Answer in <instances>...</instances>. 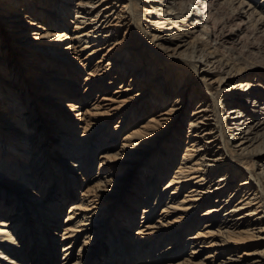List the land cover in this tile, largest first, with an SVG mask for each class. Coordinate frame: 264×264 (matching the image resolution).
I'll return each instance as SVG.
<instances>
[{
	"label": "bare ground",
	"instance_id": "6f19581e",
	"mask_svg": "<svg viewBox=\"0 0 264 264\" xmlns=\"http://www.w3.org/2000/svg\"><path fill=\"white\" fill-rule=\"evenodd\" d=\"M224 10L233 14L232 20L240 21L234 23L237 24L234 29L226 32L224 25L216 29L211 24L214 20H221ZM38 11V15L44 18L45 25L53 28L50 35L56 40L50 49L44 46V42L36 41L45 35L39 34L37 37V33L27 30L28 22L39 26L35 23L39 19L35 18ZM249 28L264 33V0H0V37L6 34L9 38L8 49L13 51L15 45H28L31 41V55L36 52L40 54L41 49L50 50L48 55L37 56L36 63L40 66L37 68L40 71L48 69L47 66L53 57L59 56L63 51L74 54V58L77 57L85 68L98 48L106 44L112 51L110 66L115 65L118 72L123 70V73L143 78L147 75L143 69L147 70L148 65L149 71L153 73L152 84L158 87L159 95L154 99L153 107L158 104L166 106L160 115L174 111L175 115L181 116L186 109H192L186 132L190 140L185 146H176L178 140L172 139L168 148L172 145L174 151L169 153L170 155L164 153L162 157L146 160L147 167L141 171L142 176H148L141 217L144 224L138 231L142 236L134 240L132 250L128 247L129 241L122 244L120 253L117 254L114 250L112 261L116 260V264L146 263L150 256L149 250L158 246L155 242L158 239L156 237L159 226L144 220L153 213L156 214L159 206L163 211L161 215L172 212L179 214L172 223L184 220L185 217L189 218L197 209L205 208L200 223L203 218L207 220L198 228L195 236L186 238L184 246L170 247L172 256L186 253L188 247H191L192 256H199L204 251L205 243H208L206 240L218 235L223 237L217 244L221 246V252L227 250L233 242L257 241L261 249L248 253V261L238 264H264V231H248L264 221V66L235 55L238 44L235 37L238 34V40L245 37ZM215 33L223 34L222 38L215 40ZM65 41L66 43L62 44ZM59 42L61 45L56 46ZM224 50H229L231 55ZM85 54L87 55L83 58ZM97 64L99 62L95 65L96 71L88 72L101 77L99 68L102 65ZM62 72H58V75H62ZM65 72L67 78L59 79L63 81L58 83L56 89L51 81L48 82L49 79L41 78V75L35 76V82L44 92L35 97L36 92L29 91L28 97L34 96V103L31 107L20 109L19 102H27L28 98L20 96L14 85L21 87L26 74L23 81L15 76L10 62L0 53V152L4 153L0 160L1 169L14 170L19 160L9 161L15 155L21 154L11 151L21 149L24 143L33 145L38 139L40 125L47 123L50 136L42 135L43 147L37 151L38 155L31 157L36 159L32 164L35 168L43 165L41 169L44 171V179L37 180L36 177L32 182L33 174H26L21 170L17 184H34L36 187L46 185L49 193L54 190L56 195L62 191V201L68 200L67 197L74 198L76 184L73 178H68L67 171L64 172L65 168L69 173L75 170L77 174L88 179L92 171L98 170L99 174H95L94 179L101 184L114 183L118 177L113 179L111 175L103 176L109 170L115 169L107 167L110 161L121 158L119 151H133L138 146L143 147L148 137L156 133V125L153 124L155 118L152 115L140 127L131 126L133 121L129 123L127 120L131 119V116L136 118L137 115L128 110L120 121V126L113 129L107 141L103 136L102 140L97 139L101 132L96 134L99 128L95 126L102 127V122L96 121L93 124V119H89L86 124L85 121V129H94H90L92 133L88 134L86 130L79 142L74 140L75 127L68 125L66 120L59 119L61 127L66 129L63 134L66 138L58 135L57 140L50 143L53 128L49 124L56 122V118L46 116L47 111L51 109L46 104L56 102L57 104H53L58 107L56 111H74L80 107L77 102L70 100L69 93L74 94L76 91L72 88L75 86H72L74 80L69 76L71 72ZM189 74L193 80L188 79ZM175 75L176 79L170 80ZM62 90L68 93L65 94ZM188 92L189 99L186 98ZM92 104V109L98 110L101 107L98 101ZM87 113L90 112L86 108L85 114ZM124 122L129 123L125 124V128L129 127V130L120 140L118 131ZM17 137H20L19 143L15 142ZM23 138L26 140H22ZM96 140L105 143L106 148L100 152L98 160L90 156ZM47 143L54 145L55 156L52 159L47 153L43 154L48 150L44 148ZM118 143L120 150L112 149L115 145L119 146ZM181 148V156H178ZM6 154L12 156V159L8 157L5 160ZM178 157L180 160L176 161ZM61 174L68 179H59ZM168 175L169 180L158 190V186ZM185 189L186 194L183 195ZM5 195L9 196L7 192ZM9 200L8 198L7 202L0 201V217L7 216L0 220V258L8 257L6 261L10 264H31L33 259L31 260V256L24 251V244L27 243L31 251L43 252L49 242L46 241V231L42 227L36 230L25 222L27 219L29 221L30 209L34 207L18 202L15 211H11ZM98 203L100 208L103 207L101 202ZM88 205H85L83 200L79 205L71 204L66 220L62 222L66 225L63 241H69L66 245L62 244V264H80L78 258L73 260V255H70L73 244L85 234L79 250L83 252L94 237L91 231L96 225L106 222L103 208L97 216L93 215L92 209H88ZM38 208L34 211H43ZM51 209L56 214V209ZM78 210L84 212L78 214ZM19 211H24V222L15 229L17 219L21 215ZM47 216L53 217L51 212H48ZM158 217L161 219L165 216ZM215 219L216 232L211 228ZM245 228L248 230L244 231ZM55 234L57 233L53 231L52 235ZM171 235L179 236V229L173 230ZM144 236L146 240L143 242H150L147 252H141V248L139 249ZM201 237L205 239L199 240ZM211 243L212 241L209 242ZM15 257L21 260L17 261ZM237 261V258L228 257L226 264Z\"/></svg>",
	"mask_w": 264,
	"mask_h": 264
},
{
	"label": "rangeland",
	"instance_id": "374dc122",
	"mask_svg": "<svg viewBox=\"0 0 264 264\" xmlns=\"http://www.w3.org/2000/svg\"><path fill=\"white\" fill-rule=\"evenodd\" d=\"M39 12L40 11H38L36 13L37 16H35V18H39L35 22L38 23L39 26L35 24L32 25L28 22L26 23L27 30H30V32L33 31V33H37V35H35L37 37L39 34L45 35L42 36L44 38L41 37L40 40L37 39L36 41L44 42V46L50 49V46L53 45V42L56 40V38L50 35V31H52L53 28L51 26L45 25L44 18L38 15ZM72 16L73 15L71 14V17ZM221 16V20H214L211 24L216 29H218L219 27L221 28L224 25L223 29L225 30V32L234 29V26L237 25L234 24L235 22H240L238 20H232L233 14L231 15V12H229V10L222 11ZM45 28L48 29L44 30ZM222 35L223 34L221 33H215V36H213V38L215 40H219L222 38ZM239 35L240 34H238V36ZM238 36L235 37V42L238 43L237 49L235 50V55L240 56L241 58L246 59L250 62H254L256 64L264 66V33L256 32L255 29L249 28L246 32L245 37H242L238 40ZM0 39L1 56L10 62V67L14 70L15 76L20 77V80L23 81L24 74H26V77L23 81L24 85L22 84L19 88H17L18 84L14 85V87H16V92L20 94V96L28 98L27 102H19V105L21 107L20 109L31 107L34 103V96L28 97L29 91L31 93L35 91V97L39 93L44 92V89H42L40 86L38 87V84L35 82V76L41 75V78L49 79L48 82L51 81L53 83L52 86H55L56 89L58 87V83L67 78V73L65 72V70H69L71 72V75L69 76H71V79L74 80V84L72 86L75 87L72 88H74L76 93H69L70 100L77 102L80 107L76 108L74 111L66 109L65 111H60V109L59 111H56L55 109H58V107L56 105H53L57 104L56 102L51 101L49 102L51 104H46L47 107L51 108L47 111L48 114L46 116L49 118H56V122H52L51 124H49L53 128L50 143L52 141H56L58 135H62V138H66L63 135L66 129L62 128L60 125L61 119L66 120L68 125L75 127L76 136L74 140L77 139V141L80 142L81 136L86 130L88 134L92 133L91 130L94 129L91 127L85 129V126L89 119H93L91 120L93 124L96 121L103 123L102 127L95 126L99 128L96 134H99L101 132V134L98 135L97 139L100 140L101 138L105 137L107 141L109 140L113 129L117 126H120V121L128 110H131V113H133L135 116L137 115L136 118H132L131 116V119L127 120L129 123L133 121V124L131 122V126L133 125L140 127L141 124H145L146 121H148L151 115L155 118V122L153 124L156 125V133L154 134V136L148 137L143 147L138 146L133 151L129 149L119 151L121 147L120 143H118L119 146L115 145V147L112 148L119 151L122 155L121 158H115L114 160L110 161L111 163L107 167H109V169L115 167V169L109 170L108 172L104 173L103 176L111 175L113 179H116V177H118L117 180H115L116 182H110V185L104 183L101 184L100 181L94 179V176L99 174L98 170H96V172L95 170L92 171L90 174V178L88 179L87 177H84V175L77 174L75 170H72L69 173V170L65 168L64 172L66 173L67 171L66 174L67 176H69L68 178L71 177L74 179V182H76L75 192L73 194L74 198L72 199L70 197H67L68 200L62 201V191H60L57 195L56 193L54 194V190L50 191L51 193H49V188L46 185L45 187H36L34 184H17L18 173L21 170H24L26 174H33L31 177L32 182L33 178L36 177L37 180L41 179L43 181L44 179V171L43 169H41L43 165L35 168L32 164L36 159H31V157L38 155L37 151H39V148L43 147L41 144L44 142L42 135L44 136L45 134H47L50 136L46 127L47 123L43 124V126L40 125L38 139L33 145L24 143V145L21 144L23 145V149L21 148L17 151H11V153H20V156L15 155V158L13 157V159L12 156H7L8 154L4 156L5 160H7L8 157L12 159L9 162H14L17 159L19 160L18 165L13 168L14 170L3 171L0 166V201L7 202L9 198V208H11V211H15V207L16 205H18V202H24L27 203V206L29 204L30 207H34V209L39 207L38 210H43L35 212L34 209H30V214L28 217L29 221L28 219L25 220L27 225L30 224L29 226L35 227L36 230H38V227H42L43 230L46 231V241H49L48 246L45 245V249L42 250L43 252L39 250L31 251L30 249H28V244H24V251H26L29 257L31 256V260L33 259L30 262L31 264H62V244L66 245L69 243V241H63V234L65 233L66 225H64V223L62 224V222L66 220V216L68 215L72 207L71 204L79 205L82 200L84 201L85 205L89 204L88 209H92L93 215L99 216L100 211L103 208L106 216V222L96 225V228L91 231L94 237L90 241V244L83 249V252H80L79 250L81 245H83L85 234L81 235V237L77 239L75 244H73L74 248L72 253L70 254L73 255L72 259L77 260L78 258L80 260V264H116V260L115 262L112 261L114 250L117 252V254L120 253L122 244L128 241V247L132 250L134 240L137 237L142 236L138 233V231L141 225L144 224V222H141V217L143 213L142 208L145 205L144 199L147 194L146 190L148 187L146 188L145 184L148 176H142L141 171L145 167H147L146 160L155 157H162L164 153H172L174 151V146L171 145V148H168L170 147L169 143L172 139L178 140L176 146H185V144L190 140L186 132H188V120L190 119L192 109H186L185 113L181 116L175 115L174 111H171V113L169 112V114L160 115L161 111L165 109L166 106L164 107L163 105L160 106L158 104L156 107H153L154 99H157L159 95L157 94L158 87L152 84L153 73L149 71L148 65L147 70L143 69V71L147 74L143 78L136 77L133 74L123 73V70L118 72V69L115 65L110 66V54L112 51L109 49V47L106 46V44H103L98 48L94 56L91 57L87 62L85 68H83L81 61L76 59L77 57L74 58V54H70L68 51H63L59 56L53 57V60H51L49 64L47 63L48 69H46L45 71H40V69L37 68L40 67L36 63V59L38 58L37 56L42 54L48 55V52H50V50L48 51L47 49H41L40 54L36 52L31 55L30 52L32 51V46H30V41L28 45H15L13 47L14 50L11 51L10 49H8L10 40L6 36V34L0 37ZM64 43H66V41L62 42V44ZM55 45L58 46L61 44L59 42ZM249 45H251L252 47L249 48ZM224 52L228 55H231V52L229 50H224ZM86 55L87 54H85L83 58ZM13 56L14 58H12ZM98 62L99 64L97 65H102L99 68L100 70L98 69L102 74L101 77H99L100 75L97 76L94 74H89L91 71V73L96 71L97 68L95 67V65ZM60 67L63 68V72L61 71ZM89 70L90 72H88ZM58 72H62V75H58ZM184 75L186 76V74ZM191 76L192 75H190L188 79L193 80ZM176 77L177 75L172 77L170 80H173L174 78L176 79ZM59 79L63 80L60 81ZM169 83H167V85H169ZM10 90H14V88H10ZM62 91L65 94L68 93L67 91ZM186 95V98L189 99L190 92L186 93ZM94 101H98L101 106L100 108H98V110L92 109V102ZM86 108L90 113L85 114ZM94 113L98 114L94 115ZM94 117L96 120L94 119ZM1 121L2 119L0 118V122ZM128 122H124L123 124H121V128L118 131V139L121 140L126 135V133H128L129 127L125 128V124H129ZM48 129H50V127ZM78 137L80 139H78ZM19 138L20 137H17V140L15 142L19 143V141H21ZM25 138H23L22 140H26ZM99 140H96L92 146L94 150L90 154V156L94 160L100 159V152L106 150V148L104 147L105 143ZM50 143H47L44 146V148L46 147L48 148V150L44 151L43 154L47 153L48 157L52 159L54 158L55 153L54 145L52 146V144L50 145ZM180 151H182V148L179 149L178 156H181ZM3 155L4 153L0 152V160ZM49 158L44 159L49 160ZM178 160H180V157H178L176 161ZM176 163L177 162H175V164ZM169 176L170 175L164 178L163 181L161 180L162 182L158 186V190H160L165 182L169 180ZM58 178L62 181H66L68 179L62 174ZM102 179L103 178H101V180ZM257 183L259 184V181H257ZM60 188L61 186H59L58 189ZM5 192H7L9 196H6ZM184 194H186V189L183 190V195ZM63 196L66 197V195ZM37 200H39L40 202H38ZM94 202H96V204H93ZM98 202H101V204H103V207L100 208ZM130 205L132 207H129ZM51 208L56 209V214L52 212ZM158 209L159 210L156 214L153 213L151 217H147L144 220L156 223L159 226L157 230L158 234L156 237L158 239L155 242V245H158L157 248L155 247L153 250H149L148 245H150V242H143L144 240H146L145 236L141 239L143 244L141 242V244L139 245V249L141 248V252H147L149 250L148 254L150 255L149 258L146 259L145 264H202V262L207 264H226L228 257L237 258L238 261L233 264H238L240 262L245 263L248 261V253H251L256 249H261L260 244H258L257 241L246 240L240 243L233 242L227 250L221 252V246H218L217 244L223 239V237L214 235L213 237L206 240L208 241V243H205V247L203 248L204 251L199 256H192V253L190 252L191 247L186 248V253L172 256V253H170V247L173 246L172 248H174L180 245L181 247L184 246L186 238L189 236H195L198 233V228L204 223L205 220H207L203 218V221L200 223V219L202 218V214L204 213L205 208H199L194 212L193 216L189 218L185 217L184 220H180L175 223H172V221H174L175 218L179 216V214H176V212H172L169 214L165 213L161 215L163 211L162 209H160V206ZM7 212L8 210L6 211V213ZM48 212H51L53 217L47 216ZM83 212V210H78L77 213L81 214ZM23 213L24 211H19V214L21 215L19 216V219H17L15 229H18V226L22 222H24L22 216ZM159 215L161 217H165L160 219L158 217ZM6 217L7 216L0 217V220ZM216 221L217 219L212 221L213 225L211 227L214 228L213 230L215 232L217 229ZM160 223L165 225L167 224V226H162V224ZM178 229L179 236H172L171 233L173 232V230ZM246 230L248 229L245 228L244 231ZM53 231L57 234L52 235ZM248 231L254 233H258L259 231V233H263L264 221L261 225L256 226L254 229ZM154 239H152L151 243H153ZM198 239L204 240L205 237H201ZM210 241H212L211 244H209ZM145 254L143 255V257L146 256ZM9 257H11V255H9ZM7 258L8 257H6V259L3 257L0 258V264H10L8 263V261H6ZM15 260L18 261L21 260V258L15 257Z\"/></svg>",
	"mask_w": 264,
	"mask_h": 264
}]
</instances>
